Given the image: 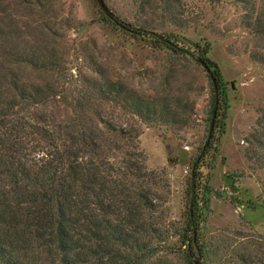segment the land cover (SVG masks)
I'll return each mask as SVG.
<instances>
[{
	"label": "trees",
	"instance_id": "obj_1",
	"mask_svg": "<svg viewBox=\"0 0 264 264\" xmlns=\"http://www.w3.org/2000/svg\"><path fill=\"white\" fill-rule=\"evenodd\" d=\"M246 23L264 34V2L261 12ZM117 24L132 29L127 22ZM12 29L0 22V264H215L209 256L215 252L206 249L200 234L212 191L207 184L201 189V204L197 200L199 167L213 138L190 163L188 210L176 231L165 218L161 179L144 165L138 130L113 126L99 110L86 109L102 100L142 121L185 126L192 109L188 98L182 96L181 111L168 99L137 94L119 81L98 76L72 98L70 114L57 118L39 108L55 96L52 88L24 81L19 70L22 66L53 70L59 63L48 60L39 48L20 46ZM135 29L154 46L183 58L190 56L177 46L178 34L172 31L146 22ZM207 51V45L196 46V59L206 63L215 79L218 113L219 105L225 104L223 80ZM252 57L264 63V55ZM211 97L212 113L213 87ZM258 112L255 127L245 138V155L264 170V107ZM219 131H223L221 125ZM208 159L210 170L214 156ZM238 176L227 175L234 205L242 204L234 196ZM246 205L253 207L249 200ZM173 235L177 245L170 242ZM175 251L179 254L173 261ZM232 252L240 264H264V236L248 238Z\"/></svg>",
	"mask_w": 264,
	"mask_h": 264
},
{
	"label": "rangeland",
	"instance_id": "obj_2",
	"mask_svg": "<svg viewBox=\"0 0 264 264\" xmlns=\"http://www.w3.org/2000/svg\"><path fill=\"white\" fill-rule=\"evenodd\" d=\"M103 2L113 13L112 19L103 14L96 0H0V22L13 27V39L20 46L41 49L48 60L59 63L53 70L22 66L20 76L52 88L55 96L39 108L57 118L70 114L72 98L98 76L119 81L137 94L168 99L181 111L182 96H186L192 109L185 126L142 121L102 100L86 107L99 110L103 120L113 126L138 130L144 165L161 179L165 218L178 231L188 210L190 163L206 142L211 116V81L196 61V46L207 45V56L216 62L222 76L225 104L215 113L212 144L199 167L198 204L203 186L212 190L200 234L206 249L215 252L209 254L213 263L232 264L235 247L248 238L264 236V170L245 155V138L255 127L258 110L264 107V63L252 57L264 55V34L256 33V27L246 26V22L261 12L264 0ZM118 20L130 24L131 31L119 26ZM144 22L178 34L177 46H183L190 56L183 58L154 46L135 29ZM219 102L217 96V106ZM209 156H214L210 170L206 167ZM228 174L239 175L233 183L238 188L234 196L242 204L230 202ZM214 191L222 192L221 197ZM247 200L253 207L246 205ZM176 240L177 235L170 238L177 245ZM174 254L176 261L179 252Z\"/></svg>",
	"mask_w": 264,
	"mask_h": 264
},
{
	"label": "water",
	"instance_id": "obj_3",
	"mask_svg": "<svg viewBox=\"0 0 264 264\" xmlns=\"http://www.w3.org/2000/svg\"><path fill=\"white\" fill-rule=\"evenodd\" d=\"M97 5L99 6L100 10L103 12V14L108 17V18H113V13L107 8V6L104 4L103 0H96ZM196 61L199 63V65L206 71V73L208 74L212 87H213V91H214V104H213V109H212V113L210 116V120H209V126H208V130H207V136H206V142L208 141V139L210 138V134L212 132V126H213V121H214V117H215V113H216V106H217V88H216V83H215V79L212 76L211 70L209 69V67L206 65V63L201 59V58H197Z\"/></svg>",
	"mask_w": 264,
	"mask_h": 264
}]
</instances>
